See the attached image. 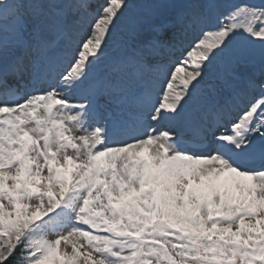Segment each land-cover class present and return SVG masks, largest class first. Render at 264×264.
<instances>
[{
    "label": "snow or ice",
    "instance_id": "1",
    "mask_svg": "<svg viewBox=\"0 0 264 264\" xmlns=\"http://www.w3.org/2000/svg\"><path fill=\"white\" fill-rule=\"evenodd\" d=\"M0 264H264V0H0Z\"/></svg>",
    "mask_w": 264,
    "mask_h": 264
}]
</instances>
